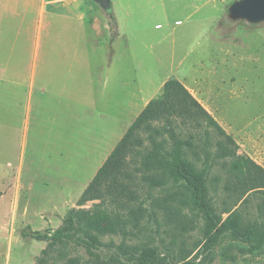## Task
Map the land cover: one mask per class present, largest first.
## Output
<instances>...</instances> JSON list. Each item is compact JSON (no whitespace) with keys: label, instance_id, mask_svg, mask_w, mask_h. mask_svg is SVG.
<instances>
[{"label":"rangeland","instance_id":"1","mask_svg":"<svg viewBox=\"0 0 264 264\" xmlns=\"http://www.w3.org/2000/svg\"><path fill=\"white\" fill-rule=\"evenodd\" d=\"M232 1L128 0L130 12L126 23L120 20L122 36L115 49L122 52L119 65L131 95L135 83L129 80L146 81L147 86L156 83L154 98L161 93L166 79H178L233 137L239 146L238 153L250 156L264 167V21L230 19L228 6ZM99 11L100 20L108 21V12L102 8ZM48 20L45 23L49 27L56 21ZM14 27L17 31L18 27ZM45 29L42 44L46 41ZM50 29L51 34H56V28ZM102 29L108 38L116 33V29L112 33L103 27L98 28L99 32ZM2 45H8L3 38ZM51 46L57 49L56 44ZM1 54L5 55L2 50ZM79 58L82 59L81 55ZM89 73L88 68L70 69L67 64L51 70V80L46 83L50 91L60 94L59 98L48 95L45 100L46 90L41 91L39 98L44 99L45 107H32L28 125L26 84L31 77L21 72L3 75V87L18 86L13 93L18 97V143L14 147L15 128L6 133L1 127L0 163L8 164H3L0 176V264H36L48 240L23 236L22 232L51 234L63 224L72 208L102 213L99 199L77 204L94 175L93 164L103 152L99 148L93 152L87 144L93 138L91 95L97 94L103 113L116 112L117 108L111 101L106 102L109 88L97 80L92 82ZM39 115L41 122L37 120ZM95 117L100 123L98 127L110 128L105 121L108 117ZM216 174H223L219 165L210 177ZM207 183L212 203L220 212L223 196L220 192L215 194L211 180ZM176 186L170 185L169 189L177 190ZM135 190V203L141 206L137 228L128 224L126 230L130 235L103 237L106 246L97 260L77 246L67 248L69 256L80 255L86 264H126L127 254L153 248L170 249L175 259L184 254L198 256L202 264H264V248L251 250L246 242L235 240L228 232L207 255L199 254L207 238L203 215L194 209L178 210L174 205L162 208L164 191L146 181H139ZM111 205L115 207L109 210L111 215L117 211L122 217L126 214V210ZM225 216L221 214L223 219ZM110 255L114 260H109Z\"/></svg>","mask_w":264,"mask_h":264},{"label":"trees","instance_id":"2","mask_svg":"<svg viewBox=\"0 0 264 264\" xmlns=\"http://www.w3.org/2000/svg\"><path fill=\"white\" fill-rule=\"evenodd\" d=\"M108 15L109 29L114 33L115 18L112 13ZM238 149L233 137L183 83L168 78L159 96L150 99L135 117L77 201L82 205L99 199L102 213L72 208L63 224L51 234L22 235L48 240L36 264H58L60 260L61 264H86L80 255L69 256L67 248L71 246L85 249L97 260L106 246L103 237L130 235L126 230L128 224L137 228L141 206L136 204L135 188L139 181H146L164 191L162 208L174 205L178 210L194 209L203 215L207 238L199 254L207 255L226 232L235 240L246 242L251 250L263 249L264 167L250 156L238 153ZM216 165L223 174L210 177ZM208 180L214 183L215 194L220 192L223 196L220 212L212 203ZM218 182L222 184L219 187ZM173 184L177 190L169 189ZM110 203L126 210V214L122 217L117 211L111 215L109 210L115 207ZM222 213L226 214L224 219ZM111 259L114 260L112 255ZM197 259L190 254L175 259L170 249L148 248L127 254L125 263L202 264Z\"/></svg>","mask_w":264,"mask_h":264},{"label":"crops","instance_id":"3","mask_svg":"<svg viewBox=\"0 0 264 264\" xmlns=\"http://www.w3.org/2000/svg\"><path fill=\"white\" fill-rule=\"evenodd\" d=\"M128 4V0H110L111 11L113 10L114 14L104 9L113 14L116 23L115 35L108 38L104 29L101 32L98 30L100 27L110 29L107 20H100L99 10L102 7L95 0H0V50L5 54L3 57L2 54L0 56V129L4 127L6 133H11L12 127L16 129L14 147L18 143V97L13 93L17 92L18 86L8 84L3 87V75L13 76L21 72L31 77L29 83L26 84L28 125L33 106L39 110L45 107L44 99H48V95L53 96L54 99L59 98L60 94L50 91L46 83L47 79L51 78L49 74L51 70L56 71L61 67H66V64L70 69L72 67L88 68L92 82L97 80L109 88L106 102L111 101L117 108L116 112L103 113L105 111H102L97 100L99 97L94 93L91 95L93 98L91 115L94 119H90V122L93 128V138L91 137L87 144L92 151L98 148L103 151L92 167L95 170L94 174L96 173L129 125L158 89L156 83L147 86L146 81L136 79L129 80V83H135L134 93L131 95L127 89L128 84L123 77L122 67L119 65V59H123L122 52L115 49V44L122 36L119 30L120 20L127 22V13L130 12ZM49 18L56 20L50 25L56 28L54 35L51 34L49 25L45 23L49 22ZM14 26L18 27L17 31H14L16 29ZM45 27L46 41L42 44V32ZM2 38L5 43H8L4 46L5 48L2 45ZM53 44L57 45L56 50L51 46ZM83 48L85 51H82ZM54 51H57L56 54ZM80 55L82 59L79 58ZM55 57L57 62L53 60ZM44 90L46 91L42 101L39 96ZM7 91L9 94H6ZM95 116L108 117L105 121L106 126L111 125L110 128H102L101 125L98 127L100 123ZM38 117L37 120L41 122V116ZM112 125H114L113 129ZM106 139H109L108 143ZM9 147L11 151V141ZM3 164L8 163H0V176Z\"/></svg>","mask_w":264,"mask_h":264},{"label":"water","instance_id":"4","mask_svg":"<svg viewBox=\"0 0 264 264\" xmlns=\"http://www.w3.org/2000/svg\"><path fill=\"white\" fill-rule=\"evenodd\" d=\"M106 11H110V0H95ZM228 16L233 20L248 23L264 21V0H234L228 6Z\"/></svg>","mask_w":264,"mask_h":264},{"label":"built area","instance_id":"5","mask_svg":"<svg viewBox=\"0 0 264 264\" xmlns=\"http://www.w3.org/2000/svg\"><path fill=\"white\" fill-rule=\"evenodd\" d=\"M217 1L223 2V1H226V0H217Z\"/></svg>","mask_w":264,"mask_h":264}]
</instances>
